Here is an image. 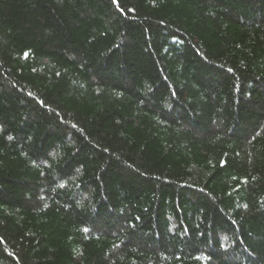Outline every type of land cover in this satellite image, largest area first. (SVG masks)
<instances>
[{
    "label": "trees",
    "instance_id": "16d2710c",
    "mask_svg": "<svg viewBox=\"0 0 264 264\" xmlns=\"http://www.w3.org/2000/svg\"><path fill=\"white\" fill-rule=\"evenodd\" d=\"M0 264H264V0H0Z\"/></svg>",
    "mask_w": 264,
    "mask_h": 264
}]
</instances>
